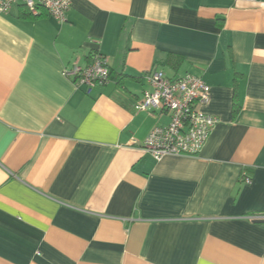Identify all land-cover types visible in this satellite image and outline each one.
<instances>
[{
	"label": "crops",
	"instance_id": "crops-1",
	"mask_svg": "<svg viewBox=\"0 0 264 264\" xmlns=\"http://www.w3.org/2000/svg\"><path fill=\"white\" fill-rule=\"evenodd\" d=\"M66 16L0 12V264H264V0H71ZM95 52L111 74L88 94L64 72ZM158 70L211 86L198 155L143 148L171 121L136 108Z\"/></svg>",
	"mask_w": 264,
	"mask_h": 264
},
{
	"label": "built area",
	"instance_id": "built-area-1",
	"mask_svg": "<svg viewBox=\"0 0 264 264\" xmlns=\"http://www.w3.org/2000/svg\"><path fill=\"white\" fill-rule=\"evenodd\" d=\"M14 5L26 6L33 15H38L44 8L55 19L65 22L71 0H0V12L8 13ZM64 73L77 87H84L88 94H92L98 85L109 82L111 71L107 57L95 52L88 65L75 62ZM147 81L151 89L144 92L136 105L137 110H165L171 121L165 127L154 128L144 143L145 152L157 161L170 155H198L219 123L217 116L205 110L211 102V86L201 76L192 73L170 78L162 70L147 76ZM241 179L247 184L252 182L246 172Z\"/></svg>",
	"mask_w": 264,
	"mask_h": 264
},
{
	"label": "trees",
	"instance_id": "trees-1",
	"mask_svg": "<svg viewBox=\"0 0 264 264\" xmlns=\"http://www.w3.org/2000/svg\"><path fill=\"white\" fill-rule=\"evenodd\" d=\"M22 15L23 16H34L27 8L26 6L22 5Z\"/></svg>",
	"mask_w": 264,
	"mask_h": 264
},
{
	"label": "water",
	"instance_id": "water-1",
	"mask_svg": "<svg viewBox=\"0 0 264 264\" xmlns=\"http://www.w3.org/2000/svg\"><path fill=\"white\" fill-rule=\"evenodd\" d=\"M263 221V220H262Z\"/></svg>",
	"mask_w": 264,
	"mask_h": 264
}]
</instances>
